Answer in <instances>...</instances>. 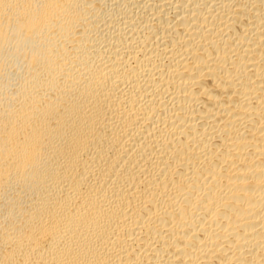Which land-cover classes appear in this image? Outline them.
Listing matches in <instances>:
<instances>
[{
    "label": "bare ground",
    "instance_id": "bare-ground-1",
    "mask_svg": "<svg viewBox=\"0 0 264 264\" xmlns=\"http://www.w3.org/2000/svg\"><path fill=\"white\" fill-rule=\"evenodd\" d=\"M0 264H264V0H0Z\"/></svg>",
    "mask_w": 264,
    "mask_h": 264
}]
</instances>
